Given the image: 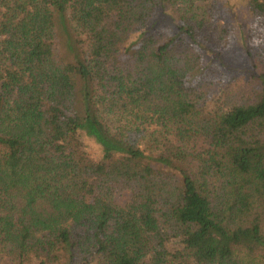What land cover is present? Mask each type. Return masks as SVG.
I'll use <instances>...</instances> for the list:
<instances>
[{"label":"trees","instance_id":"16d2710c","mask_svg":"<svg viewBox=\"0 0 264 264\" xmlns=\"http://www.w3.org/2000/svg\"><path fill=\"white\" fill-rule=\"evenodd\" d=\"M210 1L0 0V264H264V49L206 99Z\"/></svg>","mask_w":264,"mask_h":264},{"label":"rangeland","instance_id":"374dc122","mask_svg":"<svg viewBox=\"0 0 264 264\" xmlns=\"http://www.w3.org/2000/svg\"><path fill=\"white\" fill-rule=\"evenodd\" d=\"M200 5L202 9L197 11L205 10L211 29H216L214 33L204 29L199 36L202 62L215 67L208 74L204 93L209 100L221 96L223 107L229 108L242 101L255 85L252 74L261 66L256 55L264 49V20L255 19L244 0H213ZM179 6H169L170 13ZM155 19L151 23L156 32L162 36L175 33L165 13ZM128 196L118 194L117 203H125Z\"/></svg>","mask_w":264,"mask_h":264}]
</instances>
